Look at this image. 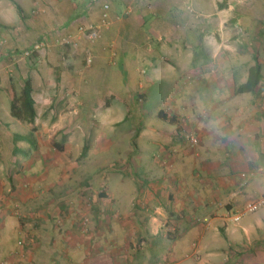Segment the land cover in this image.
Listing matches in <instances>:
<instances>
[{
    "label": "crops",
    "instance_id": "crops-1",
    "mask_svg": "<svg viewBox=\"0 0 264 264\" xmlns=\"http://www.w3.org/2000/svg\"><path fill=\"white\" fill-rule=\"evenodd\" d=\"M103 2L110 4V25L102 29L97 40L90 41L76 28L72 29V34H63L61 39L53 41L55 36L50 35L49 41H38L46 44L45 52H51L50 56L68 54L72 60L71 65L61 62L60 68L53 72L49 66L44 67V78L48 80H44L42 88L51 89L52 84L56 88L60 86L58 93L62 98L78 93L82 88L83 56H87L85 68L108 67L111 61L115 62L112 77L119 76V80L124 81L129 95L131 89L141 90L149 82L164 79L171 81L176 92L186 86L184 80L187 79L193 90L198 85L206 90L202 99L193 92L187 102L179 98L187 97L184 90L172 93L177 97L174 109L187 122H195L190 127L196 126L198 135H195L201 144L199 147H164L157 142L163 147L152 149L155 155L142 160L148 176L143 182L137 180L144 185L136 192L138 195L129 188L128 193L127 188L113 191L114 187L105 193L104 189H98V178L72 176L76 162L66 157L62 165L60 163L64 176L57 180V183L65 182L60 194H52L51 184L46 185L50 177L42 179L45 189L40 193H35L34 188L27 191L26 198L43 209V214L38 216L28 213L35 225L27 229L17 225L15 235L10 236L4 220L0 223V253L13 245L17 249L21 246L19 239L22 244L27 242L32 246L25 249L22 259L15 260L14 255L2 262L229 264L230 257L218 254L219 249H215L224 247L222 244L212 247L203 240L213 224L226 222V232L234 233L236 239L258 238L257 233L264 230L258 219L255 225L249 224L256 218L254 215L246 223L236 224V228L230 226L226 217L228 211L241 209L245 203L264 197V0H77L67 18L81 21L82 25L97 24ZM127 8H131V12L123 15ZM64 38H68L69 43H62ZM3 55L0 54V61ZM89 59L91 64H88ZM256 60L261 66L260 89L256 93H236V87L246 82L248 69ZM2 69L0 67V72ZM33 72L37 78L38 72ZM54 72L59 80L52 82ZM32 86L35 101L33 82ZM194 98L197 99L191 103ZM196 101L199 108L193 104ZM167 102L172 108V100ZM182 103L192 106L187 108ZM156 126L153 136L172 135L174 130L160 124ZM66 148L63 147V151L67 152ZM146 150L149 147H139L138 152ZM34 159L30 156L26 162L27 175L34 167ZM13 165H17L16 161L11 168ZM167 165L171 171L161 176L159 170L165 173ZM152 170L158 177L151 174ZM56 196L60 207L52 211L54 215L47 208L53 205ZM100 196L112 197V204L113 201L120 203L111 207L106 221L99 224L105 212L98 201ZM75 198L78 199L77 209L74 203L64 202ZM123 206L126 209L121 213ZM138 206L142 210L146 208L147 214L140 215ZM82 210L90 213L92 219L96 218L79 230L75 225ZM260 212L264 215V208ZM60 214L65 219L58 227L52 218ZM195 237L199 245L194 250ZM254 243L263 244L262 241ZM202 250L207 254L199 260L196 254ZM242 257L241 251H235L236 264Z\"/></svg>",
    "mask_w": 264,
    "mask_h": 264
},
{
    "label": "rangeland",
    "instance_id": "rangeland-1",
    "mask_svg": "<svg viewBox=\"0 0 264 264\" xmlns=\"http://www.w3.org/2000/svg\"><path fill=\"white\" fill-rule=\"evenodd\" d=\"M75 1L77 0H0V54L4 53L3 60L0 61L2 62L0 67L3 68L0 72V177L2 178L0 180V223L4 220V225L7 231L9 230L10 236L15 235L17 225H22L26 229L35 225L28 213L34 212L36 216L43 214L41 207L34 205L32 200L26 198L27 191H32L34 188L35 193H40L45 189L43 185L45 181L42 179L50 177V181H46V185L51 184L52 194L61 193L65 182L60 180L57 183V180L64 176L60 166L66 157L76 162L72 169L75 173H72V176L78 175L84 178L92 175L93 179L98 178L100 182L98 189H104L105 193L108 192V188L114 187L113 191L127 188L128 193L129 188L136 194L144 187L143 184L137 183V180L143 182L148 176L143 170L142 160L155 155L152 149L163 146L199 147L201 144L195 135V133L198 135L195 130L196 126L190 127L195 122H187L184 116L181 114L178 116L179 112L174 109L177 106V97L172 96V93L184 90L188 94L187 97L180 96L179 98L181 102H187L193 92L200 95L199 98L202 99L203 92L206 90L201 85L193 90V87L189 86L191 84L187 83V79L184 80L186 86L176 92L173 91L171 81L164 79L155 83L149 82L141 90L131 89L132 94L129 95L128 89L124 87V81H120L119 76L112 77L111 70H114L115 62L111 61L108 67L85 68L87 56H83L80 64L81 92L66 94L62 98V95L58 93L60 86L56 88L52 84L51 89L42 88L44 80H48L46 77L44 78L46 75L44 67L49 66L53 72L60 68L61 62L71 65V56L64 54L63 57L62 54H56L52 57L49 55L51 52H45L48 48L44 47L26 58H22L21 55L29 50L34 43H39L38 41L43 39L49 41L50 35L55 36L52 39L54 41L62 38L63 34H72V29L84 24L81 21L67 18ZM16 5L20 7V11L17 10ZM59 29L62 30L59 31ZM193 49L191 48V50ZM13 57H17L18 61H15ZM91 63L92 60L89 59L88 64ZM33 70L38 72L37 78H35ZM92 74H94L93 78ZM56 76V72L52 73V82ZM26 78H31L36 88L34 94L36 101L34 106L37 113L35 129L10 115L9 93L14 92L18 95ZM64 92L66 91L64 90ZM185 99L186 101H184ZM195 99L197 98H194L191 103ZM168 100H172V108L167 102ZM198 101L193 103L197 108L200 107ZM182 105L187 108L192 106L188 103L186 105L182 103ZM157 124L162 125L161 127L165 129L173 127L172 135L169 133L168 135L159 134L155 135V138L152 134L154 128H157ZM146 132L148 134H145ZM15 134L25 136L27 140L17 141L14 138ZM191 137L196 139L195 144L191 142ZM157 142L163 146L156 144ZM56 144L68 147L66 148L67 152L57 150ZM84 146L87 147V150L83 155ZM15 147L19 149L17 152L14 151ZM139 147H149V150L138 152ZM27 152H29L28 156ZM183 154L186 155V153ZM30 156L35 158L36 162L32 164L34 167L30 175H27L28 164L26 162ZM29 160L31 162V159ZM14 161L17 165H13L11 168ZM159 171L162 176L170 172L171 169L167 168L165 173ZM155 172L152 170L151 174L158 177ZM111 199L112 197H99L98 201L105 211L100 216L102 219L98 221L99 224L103 220L106 221L111 207H117L120 203V201L118 203L113 201L112 204ZM64 202L69 205L71 202L74 203L77 209V198ZM52 204L47 209H50V213L54 214L55 212L52 211H57L60 207L58 197ZM35 208L38 209L33 210ZM262 208L264 206L253 213L246 214L237 223L228 220L230 226L236 228V224L246 223L251 215L256 218L250 220L249 224L255 225L258 219L264 226V215L260 212ZM125 209L123 206L119 212L122 213ZM136 209L142 216L144 213L147 214L146 208L142 210L138 206ZM82 212L81 218L77 219L75 225V228L79 230L88 227L96 218L92 219L90 213H86L84 210ZM54 215L52 218L54 225L61 227L65 219L64 215ZM225 228L226 222L220 221L219 224H213L202 239L212 247L222 244L224 247L215 249H219L218 254L230 257L229 264H236L234 261L235 251H241L243 254L242 261L238 260L240 263L237 261V264H264V230L257 233L258 238L243 236L236 239L234 233L226 232ZM87 233L84 232V234ZM254 241H262L263 244L255 245ZM194 243L195 250L199 245L196 237ZM30 246L31 244L26 242L18 246L17 249L14 245L11 246L5 253L2 249L0 262L9 260V256L14 255L15 260L22 259L25 256V249ZM206 254L207 252L202 250L196 255H199L200 260ZM198 258L196 259L198 260Z\"/></svg>",
    "mask_w": 264,
    "mask_h": 264
},
{
    "label": "trees",
    "instance_id": "trees-1",
    "mask_svg": "<svg viewBox=\"0 0 264 264\" xmlns=\"http://www.w3.org/2000/svg\"><path fill=\"white\" fill-rule=\"evenodd\" d=\"M15 4V3H13ZM17 10H21L18 5H16ZM256 59V57L254 56ZM56 79L59 80V76H56ZM262 79L261 75V66L256 60L255 64L248 69L247 80L245 83L236 87V93H256L260 89V82ZM33 86L31 78H26L23 81L22 88L20 93L17 95L14 92H10V115L35 129L34 123L36 119V110H35V101L32 96ZM173 121V119H172ZM175 121V120H174ZM14 138L17 141L27 140V137L15 134ZM59 151H63V146L56 144L55 147ZM19 150L15 147V152ZM87 147H83V155L86 153Z\"/></svg>",
    "mask_w": 264,
    "mask_h": 264
},
{
    "label": "built area",
    "instance_id": "built-area-1",
    "mask_svg": "<svg viewBox=\"0 0 264 264\" xmlns=\"http://www.w3.org/2000/svg\"><path fill=\"white\" fill-rule=\"evenodd\" d=\"M109 8L110 4L108 2H103L102 4V13L100 17V21L97 24H88V25H80L78 27V32L81 35H85L90 40H95L100 36V33L102 29H106L110 25L109 20ZM131 12V8L125 9L123 11V15H128ZM62 43H69L68 38L62 39ZM42 47H45V43H34L32 47L23 52L21 55L22 58H26L30 56L32 53L39 52ZM15 61H18L17 57H13ZM191 142L195 144L197 141L195 138H190ZM264 206V197H261L259 199H256L254 201L247 202L243 205L241 209H234L230 210L226 213V217L235 223L239 222L243 216H245L248 213H253L257 210H259L261 207ZM18 244H22V241H19ZM0 264H7L5 262H1Z\"/></svg>",
    "mask_w": 264,
    "mask_h": 264
}]
</instances>
